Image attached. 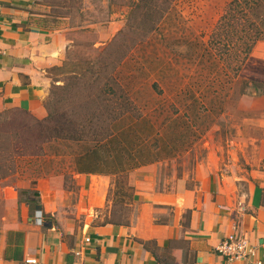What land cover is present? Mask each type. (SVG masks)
<instances>
[{
	"label": "rangeland",
	"instance_id": "1",
	"mask_svg": "<svg viewBox=\"0 0 264 264\" xmlns=\"http://www.w3.org/2000/svg\"><path fill=\"white\" fill-rule=\"evenodd\" d=\"M230 1L157 0L158 5H149L143 0H31L26 23L48 29L46 37L38 36L32 43L34 73L40 82L35 106L43 115L2 107L0 130L20 129L33 117L44 118L51 106L76 115L108 114L105 84L126 77L143 87L138 96L135 92L141 103L157 107L148 112L155 121L153 136L162 138V147L160 159L133 168L127 176L79 173L67 144H61V154L55 156L44 141L43 162L50 173L28 172L9 183L0 181V222L27 220L44 226L42 216L38 222L37 210L25 202L13 207L7 203L19 189L32 188L40 192L38 199L43 211L55 219L54 226L78 231L105 223H136L147 229L154 220L167 219L162 217L167 213H155L154 204L139 193L149 182L165 193L177 188L179 193L185 187L196 206L207 203L221 208L224 215L237 218L247 212L256 189H263L258 174L264 172V39L254 45L235 78V46L221 55L214 43L212 59L205 56L199 62L193 53L200 48L191 41L194 36L212 39ZM155 6L159 12L153 13L155 27L150 29L146 13ZM219 54L226 75L212 70ZM254 79L261 82L257 91L251 90ZM182 113L186 123L174 120ZM131 174L149 182L135 185ZM176 197L170 195L171 200ZM171 206L167 205L170 214ZM191 211L186 209L182 220L188 221Z\"/></svg>",
	"mask_w": 264,
	"mask_h": 264
},
{
	"label": "crops",
	"instance_id": "2",
	"mask_svg": "<svg viewBox=\"0 0 264 264\" xmlns=\"http://www.w3.org/2000/svg\"><path fill=\"white\" fill-rule=\"evenodd\" d=\"M30 1L0 0V108L15 106L43 115L35 106L40 82L34 73L32 43L38 36L46 37L48 29L26 23ZM258 175L263 189H256L249 210L236 218L207 203L196 206L191 190L185 187L179 188V193L178 188L165 193L149 184V179L139 181L131 174L130 182L135 185L149 182L139 193L154 204L155 213H167L162 215L165 221L154 220L147 229L136 223H105L78 231L62 225L37 226L27 220L0 222V264H252L227 261L216 251V246L236 231L256 245L257 258L264 264V172ZM172 194L177 196L175 201ZM7 203L12 207L18 204L19 195L7 197ZM167 205H173V213ZM189 208L190 219L182 220ZM17 231L22 235L17 236ZM17 246L21 249L15 256Z\"/></svg>",
	"mask_w": 264,
	"mask_h": 264
},
{
	"label": "trees",
	"instance_id": "3",
	"mask_svg": "<svg viewBox=\"0 0 264 264\" xmlns=\"http://www.w3.org/2000/svg\"><path fill=\"white\" fill-rule=\"evenodd\" d=\"M143 1L144 4L158 5L157 0ZM157 8L151 7L153 12L146 13L150 29L155 27L156 15L153 13L159 12ZM212 32L213 37L208 42L198 36L191 39L200 48L193 53V60L203 62L205 56L211 60L215 54L212 48L214 43H218L216 47L221 55L228 51L230 46H235L236 63L232 67L233 76L237 77L246 65L254 45L257 41L264 39V0H231ZM218 39L223 45L217 42ZM222 59L220 54L218 58H213L216 67L213 66L212 70L215 69L218 76L226 75V69L220 64ZM203 77L205 78L204 75ZM246 83L248 87L249 81L247 80ZM259 83L261 82L252 80L251 90L257 91ZM152 84L154 87L158 86L156 81ZM105 85L110 96L106 104L111 108L108 114L96 115L92 112L76 115L74 111L65 113L51 106L46 117L41 119L33 117L23 123L20 129L13 126L8 129L2 128L0 130V136L3 137V141L0 142V181L9 183L12 177H21L28 172L35 175L50 173L51 170H48L43 162L42 143L44 141H48L47 144H50L48 146L55 156L61 154L60 145L67 144L71 148L67 154L72 155L75 170L79 173H120L128 176L133 168L160 159L162 138L156 133L153 136L155 121L148 112V109L153 107L155 110L157 107L149 102L141 103V99L135 95L137 92L138 96L140 88L143 87L139 83L129 82L126 77L120 80L115 79L112 83ZM221 87H226L223 86V82ZM242 92H247L246 88L243 87ZM185 115L179 114L174 120L178 119L186 123L187 121L182 120ZM167 119L168 116L165 120ZM72 145L77 147L74 148ZM39 195L40 192L36 189L21 188L19 202L28 204L32 211L41 210L43 222L47 226H52L55 224V219L43 211L38 199ZM16 234L20 236L22 232L17 231ZM20 249L21 247L17 246L15 256Z\"/></svg>",
	"mask_w": 264,
	"mask_h": 264
},
{
	"label": "built area",
	"instance_id": "4",
	"mask_svg": "<svg viewBox=\"0 0 264 264\" xmlns=\"http://www.w3.org/2000/svg\"><path fill=\"white\" fill-rule=\"evenodd\" d=\"M38 217V215H37ZM216 251L227 261L245 260L252 264H263V260L257 258V247L245 234L236 231L224 238L217 246ZM35 260V259H32ZM72 264H85L83 261H75Z\"/></svg>",
	"mask_w": 264,
	"mask_h": 264
},
{
	"label": "water",
	"instance_id": "5",
	"mask_svg": "<svg viewBox=\"0 0 264 264\" xmlns=\"http://www.w3.org/2000/svg\"><path fill=\"white\" fill-rule=\"evenodd\" d=\"M37 215H38V218H37L38 222H41L42 221V219H41L42 211L41 210H38L37 211Z\"/></svg>",
	"mask_w": 264,
	"mask_h": 264
}]
</instances>
